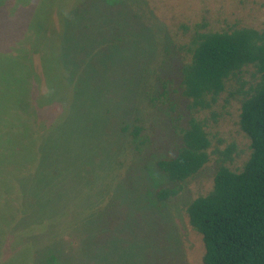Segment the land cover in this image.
<instances>
[{
  "label": "rangeland",
  "instance_id": "374dc122",
  "mask_svg": "<svg viewBox=\"0 0 264 264\" xmlns=\"http://www.w3.org/2000/svg\"><path fill=\"white\" fill-rule=\"evenodd\" d=\"M78 1L0 0V125L26 143L12 148L13 167L0 164V264H201V234L186 206L211 187L214 160L175 197L154 198L155 187L170 185L155 161L176 144L174 124L190 112L178 93L151 102L156 89L143 84L178 64L160 36L164 25H176L179 38L182 23L202 19L264 28V0L73 7ZM226 96L213 129L233 137L240 165L248 138L236 129L237 101ZM127 123L141 125L140 136L123 133Z\"/></svg>",
  "mask_w": 264,
  "mask_h": 264
},
{
  "label": "trees",
  "instance_id": "16d2710c",
  "mask_svg": "<svg viewBox=\"0 0 264 264\" xmlns=\"http://www.w3.org/2000/svg\"><path fill=\"white\" fill-rule=\"evenodd\" d=\"M81 2L73 7H82ZM141 14L142 9L133 10V17ZM224 22L182 23L181 38L169 22L160 33L178 64L168 77L154 71L143 87L146 92L156 89L148 94L153 103L171 101L178 93L177 98L187 101L190 115L183 125L174 124L176 144L155 161L170 185L155 187L153 196L160 202L175 197L182 182L214 160L211 187L186 206L189 224L201 234V264H264V28L241 20ZM145 71L148 77L143 67ZM225 90L224 101L238 103L236 129L248 138L249 154L240 165L235 164L239 149L233 137L213 129L212 122L221 116L215 105ZM207 110L209 115L203 116ZM7 129L1 123L0 164L9 161L13 167L17 154L12 148L26 143ZM141 130L136 123L122 127L133 140ZM3 169L0 181L5 178Z\"/></svg>",
  "mask_w": 264,
  "mask_h": 264
}]
</instances>
